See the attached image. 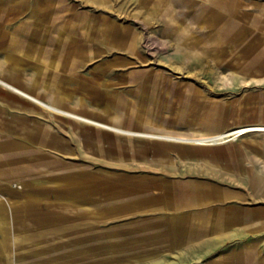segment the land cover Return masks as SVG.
Segmentation results:
<instances>
[{
    "label": "rangeland",
    "instance_id": "374dc122",
    "mask_svg": "<svg viewBox=\"0 0 264 264\" xmlns=\"http://www.w3.org/2000/svg\"><path fill=\"white\" fill-rule=\"evenodd\" d=\"M36 1L42 9L35 25L27 10L8 20L13 14L2 11L0 69L9 64L8 42L17 30L22 51L36 56L21 66L36 94L50 102L55 95L46 85L56 88L60 107L141 134L4 106L0 142L26 144L17 155L0 152V170L9 174L0 185L15 189L0 191L12 222L0 260L212 264L234 255L237 264L264 261V193L252 186L264 182V131L226 133L220 144L184 140L264 126V0ZM59 28H116L122 41L102 44L97 56L81 55L59 38ZM121 34L135 36L132 48ZM32 126L55 134L58 148L23 139ZM233 213L248 217L227 223Z\"/></svg>",
    "mask_w": 264,
    "mask_h": 264
},
{
    "label": "crops",
    "instance_id": "0c3cea01",
    "mask_svg": "<svg viewBox=\"0 0 264 264\" xmlns=\"http://www.w3.org/2000/svg\"><path fill=\"white\" fill-rule=\"evenodd\" d=\"M12 1H14V0L4 1V3L6 5L4 4L5 6L3 8H0V16H1L2 11L4 14V8H6L5 12H6L7 16H9L10 14H13L12 18L8 17L7 20L13 19V18L21 15L22 13L26 12V10H27L29 12V17L31 18V21H32L31 23L34 25L38 23V21H39L38 16H39V13L42 9V6L40 4H38V2L36 0H34L31 3L28 0H21V1L16 0V2H12ZM96 1L101 2L104 0H96ZM208 1L212 2L213 0H208ZM219 1H223V0H219ZM226 6H228V5H226ZM53 13L54 12L52 10L49 11V14H48L50 16L49 18H51ZM23 24L27 28H29L28 27L29 22H26ZM19 28H21V26H19ZM44 29L50 31L51 28H44ZM21 30H23V29L21 28ZM17 32H18L17 30L14 31V34L12 36H10V38H9V42H8L9 52H7L5 55V59L9 64L4 69L3 68L0 69V79H1L0 80V87L7 91V94H6L5 92L1 93V90H0V110L3 109L4 106H13V105L17 108L18 107L28 108V110L35 111L37 113H39V112L41 113V109H44L47 111H51L55 114H59L61 116H68L71 118H76V119L81 120L83 122H86V123H89L92 125H96V126H99V127L104 128V129H108V130H111V131H114V132H117L120 134H124V133L103 127L101 125L95 124L93 122L84 120L83 118L71 116L68 114L58 113V112H56L55 109L45 108V107L41 106V104H39L37 101L30 98V97L39 98L40 100L47 102V104L58 107L62 110H65L66 112H72V113L77 114L79 116H82L84 118H90V117L85 116L83 114H80L78 112L76 113V112H73L71 110L60 107L59 106V99H58L60 92L58 91V89H56V88L53 89L50 86L46 85L47 89H51L52 93L55 95L53 100L48 102L34 92V88H33L32 84L26 83L22 79L21 71L23 70V67H21V66H22L23 62L24 63L27 62L28 56L34 57L35 55L33 56V53H34L33 51H30L28 53H26V51H22V48L19 44V37L17 35ZM57 32L60 35L59 38L64 39V42L70 41V42L75 44L72 49H75V52L77 54H81L83 52H90L91 51L93 53L92 55L97 56L100 54V48L103 47L102 44H107L111 48H113V47H117V46L121 45V41H122L121 39H119L120 33L116 28H106L104 30H99V29L94 30V28H59V29H57ZM5 36H6V32L3 31V29H0V46L5 44V42H6ZM121 36H122L123 40H126V41H123L124 42L123 44H126V46H128L129 48H132L134 46L135 36L133 34H124V35L121 34ZM14 50H17V52H23V56L16 53ZM80 58H82V57L80 56ZM3 70H6L8 74H5V75L2 74ZM18 96L22 97L24 100L29 101L30 106H27L24 104L19 105L20 103L16 99V97H18ZM90 119H92V118H90ZM257 126H260V125H257ZM31 128H32L31 131L27 132L25 134V136L23 137V139H29V140L35 141V142H37L38 145H41V146L45 145V146H49V147L56 148V149L58 148V140H57V136L55 134H50L46 128H43L41 126H38V128H36L35 126H32ZM212 132L213 131H209L208 133H203V134L204 135L205 134L206 135L207 134H216V133H212ZM250 132H252V131H250ZM217 133H219V132H217ZM200 134L201 133H196L195 136H198ZM125 135H129V134H125ZM146 136H154V137H159V138H164V139H182V138H176V137L168 136V135H146ZM184 140L188 141L189 143H193V144H202V143H195L192 140H186V139H184ZM25 144H26L25 141L21 140L19 138L11 139L10 141L4 140V141L0 142V152H3V150H11L12 152H9L6 154L7 157L10 155H17V154H19V153H17V151L21 150V148H24ZM215 144H218V143H215ZM8 175H9L8 173L2 172L0 170V179L8 178ZM232 180L234 182H237V183L239 182L236 178H232ZM252 183H253L252 184L253 191L255 194L264 193V182L262 183V180L260 178L257 180H253ZM1 190H5L10 195H12L13 191H15V189H13L10 185L8 186L7 184H1L0 185V191ZM212 190H214V192H213L214 194L216 193L219 196L225 195V191H222L217 187H213ZM31 192H29V193H31ZM33 193H31V194H33ZM0 195H2L1 192H0ZM4 203L8 204L10 202H8L7 199L5 200V197H3V200H0V253H2V254H5L7 252L8 247H9V242H11L9 235H8V225H12V222L10 220H7V218H9L8 217V211H7V206ZM259 216H260V218L262 217V220H264V211H261L259 213ZM246 217H248L247 213H245L243 215V217L240 214L238 215L237 213H233L230 216H228L227 223H236V222H239V221H241V219L246 218ZM38 220L40 221V218H38ZM39 221H38V223H39ZM9 228H10V226H9ZM226 257H228V260L222 259L221 262L219 260V262H215L212 264H237V262L234 259H232V257L234 258V255H231V256L229 255ZM0 264H8V263L4 260H0ZM259 264H264V261L263 260L259 261Z\"/></svg>",
    "mask_w": 264,
    "mask_h": 264
},
{
    "label": "bare ground",
    "instance_id": "6f19581e",
    "mask_svg": "<svg viewBox=\"0 0 264 264\" xmlns=\"http://www.w3.org/2000/svg\"><path fill=\"white\" fill-rule=\"evenodd\" d=\"M30 98L34 99L39 104H41V106H43L45 108L55 109L56 112H58V113L68 114V115H71V116L83 118L84 120L93 122L95 124L101 125L103 127H106V128H109V129H112V130H115V131H118V132H121V133H124V134H129V135H140L141 134L140 132H137V131H132V130H129V129L128 130L127 129H123V128H120V127H117V126H113V125H109V124H106V123H103V122H99L97 120H93V119H90V118H84V117L79 116L77 114H74L72 112H66L65 110H62V109H60L58 107H55L53 105L47 104V102L42 101L39 98H33V97H30ZM250 131H264V126H257V125L256 126H247V127H242V128L236 129V130H234L232 132H229V133L228 132H225V133L221 132V133L207 134V135L206 134L204 135L203 133H201L198 136H194L192 138H186L185 137L184 139L192 140L195 143H202V144H207V143L210 144L211 143V144H215V143H222V142L227 141L228 139H225L226 133H227V135L228 134L229 135H233V138H234L235 136H237L239 134L247 133V132H250ZM142 134H143V132H142ZM143 135H151V134L150 133H148V134L144 133ZM176 138H182V137H176Z\"/></svg>",
    "mask_w": 264,
    "mask_h": 264
}]
</instances>
